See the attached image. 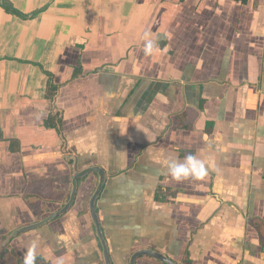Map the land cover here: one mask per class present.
I'll list each match as a JSON object with an SVG mask.
<instances>
[{"label":"crops","instance_id":"crops-1","mask_svg":"<svg viewBox=\"0 0 264 264\" xmlns=\"http://www.w3.org/2000/svg\"><path fill=\"white\" fill-rule=\"evenodd\" d=\"M90 167L112 264H264V0H0V264H104L96 172L18 231Z\"/></svg>","mask_w":264,"mask_h":264},{"label":"water","instance_id":"water-1","mask_svg":"<svg viewBox=\"0 0 264 264\" xmlns=\"http://www.w3.org/2000/svg\"><path fill=\"white\" fill-rule=\"evenodd\" d=\"M89 172H96L99 175V180H98V185H97L96 191L94 192V194L90 198L89 211H90L91 218H92V221H93L94 226H95L96 236L99 239V242H100V245H101L104 264H112V262L110 260L107 244H106V241H105V239L103 237L102 230H101V227H100V223H99V220H98V216H97V213H96V208H95V199L99 195V193H100V191L102 189V184H103L104 175H105L104 171L99 169V168H97V167H90V168H87V169L79 171V172H76V171L74 172L73 181H72V185L73 186H72V191H71V194H70V198H69L68 202L65 204V206L61 210H59L58 212H55V213L47 216L46 218H44L43 220H41L38 223L31 224V225H28V226H24V227L18 229V231H24V230H27V229H30V228L38 227L39 225L45 224V223L49 222L50 220L56 218L59 214L65 212L68 209V207L70 206V204L74 201L75 193H76V186H77V184H76L77 179L80 178V177L85 176ZM18 231L14 232L11 236L15 235ZM139 256H150V257H152V258H154V259H156L159 262L164 263V264H178V263L174 262L173 260H171L170 258H168L166 255H164V254H162V253H160L158 251L148 249V248L147 249H140V250L135 251L130 256L128 264H135L136 259Z\"/></svg>","mask_w":264,"mask_h":264},{"label":"clouds","instance_id":"clouds-1","mask_svg":"<svg viewBox=\"0 0 264 264\" xmlns=\"http://www.w3.org/2000/svg\"><path fill=\"white\" fill-rule=\"evenodd\" d=\"M146 51H151V44H149ZM198 163L193 156H188L184 163H172L169 165V172L175 179H181L182 176L186 177L192 170L193 166ZM26 264L30 261L26 259Z\"/></svg>","mask_w":264,"mask_h":264},{"label":"trees","instance_id":"trees-1","mask_svg":"<svg viewBox=\"0 0 264 264\" xmlns=\"http://www.w3.org/2000/svg\"><path fill=\"white\" fill-rule=\"evenodd\" d=\"M236 1H240V2H242V3L246 2V0H236ZM8 10H9V8H8ZM49 92H50V95H52V94L54 95V94H55V92H54V88L51 87L50 90H49ZM48 124H49V123H48ZM30 264H42V263H40V262H38V261H34V262L30 263Z\"/></svg>","mask_w":264,"mask_h":264}]
</instances>
